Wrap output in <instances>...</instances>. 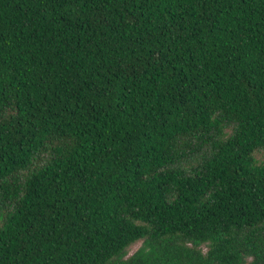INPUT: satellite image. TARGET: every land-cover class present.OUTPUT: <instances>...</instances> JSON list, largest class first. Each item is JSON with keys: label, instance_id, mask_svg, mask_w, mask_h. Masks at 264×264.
I'll use <instances>...</instances> for the list:
<instances>
[{"label": "trees", "instance_id": "1", "mask_svg": "<svg viewBox=\"0 0 264 264\" xmlns=\"http://www.w3.org/2000/svg\"><path fill=\"white\" fill-rule=\"evenodd\" d=\"M261 150L264 0H0V264H264Z\"/></svg>", "mask_w": 264, "mask_h": 264}, {"label": "rangeland", "instance_id": "2", "mask_svg": "<svg viewBox=\"0 0 264 264\" xmlns=\"http://www.w3.org/2000/svg\"><path fill=\"white\" fill-rule=\"evenodd\" d=\"M255 155H256V158L258 159V161H262L264 159V150L257 151ZM0 226H1V222H0ZM141 243L142 242L139 241V242L135 243L134 245H132L129 248V255H131L132 253H134L138 249V247L141 245Z\"/></svg>", "mask_w": 264, "mask_h": 264}]
</instances>
